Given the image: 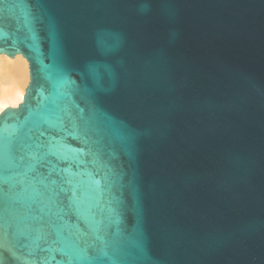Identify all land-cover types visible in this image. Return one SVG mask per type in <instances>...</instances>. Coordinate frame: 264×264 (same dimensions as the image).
<instances>
[{"label": "water", "instance_id": "1", "mask_svg": "<svg viewBox=\"0 0 264 264\" xmlns=\"http://www.w3.org/2000/svg\"><path fill=\"white\" fill-rule=\"evenodd\" d=\"M0 21L29 74L0 114V264H264V0H0ZM53 139L40 171L83 149L100 208L41 195L28 156Z\"/></svg>", "mask_w": 264, "mask_h": 264}, {"label": "snow or ice", "instance_id": "2", "mask_svg": "<svg viewBox=\"0 0 264 264\" xmlns=\"http://www.w3.org/2000/svg\"><path fill=\"white\" fill-rule=\"evenodd\" d=\"M3 27L0 21V28ZM44 147V146H39ZM63 145H58L55 139L49 141L47 152H42L39 149L36 152L30 153L28 156V170L32 173V179L36 180L41 189V195L45 196L47 201L54 207H59L69 212L73 209L91 211L89 204H94L97 208L101 207V199L105 188V180L103 177L97 176L95 173H89V178L84 180L73 169L77 166L76 160L83 149H78L73 156L67 155L57 156L58 163L56 167L47 173L40 171L46 166V155H56V151L62 148ZM23 159V158H22ZM78 240L83 237L78 236ZM102 246L107 245V241L100 234L96 233L91 241L84 240L85 252L88 251H103V247L97 249L96 242ZM47 243V240H45ZM41 251L49 252V248H42ZM88 257L69 256L68 264H72L73 260L87 259ZM51 259H55L54 256ZM49 257H41L37 264H48Z\"/></svg>", "mask_w": 264, "mask_h": 264}, {"label": "bare ground", "instance_id": "3", "mask_svg": "<svg viewBox=\"0 0 264 264\" xmlns=\"http://www.w3.org/2000/svg\"><path fill=\"white\" fill-rule=\"evenodd\" d=\"M28 79V64L21 56L0 55V114L22 103Z\"/></svg>", "mask_w": 264, "mask_h": 264}]
</instances>
